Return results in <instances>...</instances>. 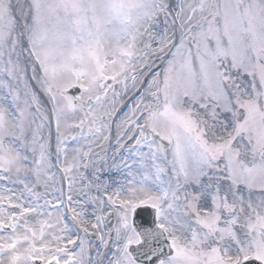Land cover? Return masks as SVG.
<instances>
[{
	"label": "rangeland",
	"instance_id": "1",
	"mask_svg": "<svg viewBox=\"0 0 264 264\" xmlns=\"http://www.w3.org/2000/svg\"><path fill=\"white\" fill-rule=\"evenodd\" d=\"M176 2L0 0V113L11 112L24 164L15 172L6 157L0 160V177L7 178L0 182V225L13 227L25 210L40 212L35 224L11 234L18 263L35 264L44 242L65 251L73 230L62 233L59 197L83 244L90 231L98 233L93 218L102 229H116L107 263L133 264L125 247L135 241L128 217L138 203L158 206L176 249L171 259L187 253L185 264L264 262V0ZM235 21V35L221 34ZM76 49L83 51L79 62ZM153 65L159 68L145 89L121 111ZM70 86L81 93L63 95ZM169 108L184 123L171 120ZM216 115L225 119L215 122ZM106 144L118 148L89 161L91 148ZM46 147L51 158L69 157L56 176L46 165ZM216 166L218 176L211 173ZM201 168L212 178L200 176ZM104 171L117 173L110 190L97 176ZM65 176L69 195L56 183ZM90 179L94 188L85 194ZM48 185L54 193L41 205ZM108 211L116 212L114 223ZM94 254L77 253L75 264H93ZM61 257L73 264L71 255Z\"/></svg>",
	"mask_w": 264,
	"mask_h": 264
},
{
	"label": "bare ground",
	"instance_id": "2",
	"mask_svg": "<svg viewBox=\"0 0 264 264\" xmlns=\"http://www.w3.org/2000/svg\"><path fill=\"white\" fill-rule=\"evenodd\" d=\"M221 118H224V119H225L224 116H218V115H216V116L214 117V121H215V122H218V120L221 119ZM221 171H222V167H221V166H216V167H214V168L211 169V173H212L214 176H218V175H220V174H221ZM201 173H202V174H205V173H206V170L201 171Z\"/></svg>",
	"mask_w": 264,
	"mask_h": 264
}]
</instances>
